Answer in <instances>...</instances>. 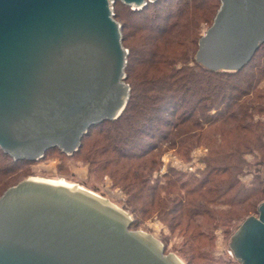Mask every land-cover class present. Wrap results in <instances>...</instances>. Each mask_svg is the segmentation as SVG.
Returning a JSON list of instances; mask_svg holds the SVG:
<instances>
[{
	"label": "water",
	"instance_id": "water-1",
	"mask_svg": "<svg viewBox=\"0 0 264 264\" xmlns=\"http://www.w3.org/2000/svg\"><path fill=\"white\" fill-rule=\"evenodd\" d=\"M117 1L141 10L157 0H0V150L12 160L76 154L90 127L125 109ZM219 1L194 58L234 73L264 43V0ZM131 221L77 184L30 177L0 196V264H183ZM227 246L238 264H264V201Z\"/></svg>",
	"mask_w": 264,
	"mask_h": 264
},
{
	"label": "trees",
	"instance_id": "trees-1",
	"mask_svg": "<svg viewBox=\"0 0 264 264\" xmlns=\"http://www.w3.org/2000/svg\"><path fill=\"white\" fill-rule=\"evenodd\" d=\"M219 5V0H157L131 10L117 1L114 17L128 50L127 105L117 119L90 127L76 154L47 150L42 158L54 152L108 173L126 195L130 230L142 224L141 216L156 212L171 232L184 221L187 228L202 229L186 238L192 245L204 231L233 229L242 206H252L244 220L264 201L254 199L264 196V43L234 73L209 71L194 58L200 26H211ZM226 131L230 141L220 148L217 138ZM203 142L209 156L200 177L173 170L153 177L164 152L184 158ZM34 163L14 161L0 150V196L26 179L22 167ZM244 168L253 174L247 186L239 179ZM204 260L215 264L208 255Z\"/></svg>",
	"mask_w": 264,
	"mask_h": 264
},
{
	"label": "rangeland",
	"instance_id": "rangeland-1",
	"mask_svg": "<svg viewBox=\"0 0 264 264\" xmlns=\"http://www.w3.org/2000/svg\"><path fill=\"white\" fill-rule=\"evenodd\" d=\"M114 7L115 6H113V11ZM155 11L156 10L152 9L149 11V14ZM157 22L160 23L159 20ZM209 27V25L202 24L200 26V36H203ZM261 88H263V84L260 85V89ZM257 118L258 116H255L254 119L256 120ZM260 120L264 121V117H260ZM226 133L228 132H225L224 137L217 138L220 148L225 147L230 141V135ZM211 142L213 144V141ZM208 156V148L204 142L194 149H191L184 158L180 155H176L172 151L164 152L159 157L160 165L158 170L154 172L153 177H162L167 174L169 170L184 175L200 177L206 168V159ZM247 161H252V157L247 156ZM22 169L29 174L27 178L34 177L49 179L51 181L61 180L69 184H77L108 200L111 204L124 211L130 219L133 220L130 210L125 205L126 195L119 187L113 185V181L110 179L108 173L90 171L89 165L85 164L81 159H64L58 153L52 152L39 162L24 166ZM262 174L264 177V166L262 168ZM239 179L242 184L246 186L250 185L253 180V174L248 168H244L242 174L239 175ZM254 199L260 201L264 199V196L257 195ZM254 199L253 202H255ZM241 208L242 209L237 212L240 214V218L233 229L220 225L213 231H210V235H207V232L204 231L201 235L203 237H197L195 242H190L192 245L187 244L188 241H186V238L188 236L190 237L191 232L199 235L202 229L192 230L194 227L187 228L186 221H184V226L171 232L167 224L158 217L156 212L152 215L147 214L145 216L143 215V217L141 216L140 221L142 224L134 231H143L153 236L162 246H165L166 254L170 253L175 255L183 264H206L208 261L204 260V257L207 255L215 261V264H224L222 262L238 264L233 258L230 249H228L227 243L229 238L243 222L245 213H251L252 211V206H242ZM245 208L247 212L243 213V209ZM254 213L252 215H256Z\"/></svg>",
	"mask_w": 264,
	"mask_h": 264
},
{
	"label": "bare ground",
	"instance_id": "bare-ground-1",
	"mask_svg": "<svg viewBox=\"0 0 264 264\" xmlns=\"http://www.w3.org/2000/svg\"><path fill=\"white\" fill-rule=\"evenodd\" d=\"M51 181V180H50ZM55 182H58V183H61V184H65V185H73V184H69L65 181H61V180H58V181H55ZM83 188V187H82ZM231 252V251H230ZM232 254V253H231Z\"/></svg>",
	"mask_w": 264,
	"mask_h": 264
}]
</instances>
